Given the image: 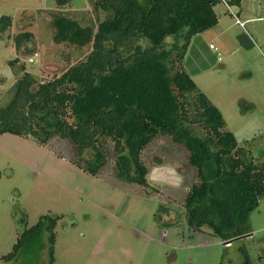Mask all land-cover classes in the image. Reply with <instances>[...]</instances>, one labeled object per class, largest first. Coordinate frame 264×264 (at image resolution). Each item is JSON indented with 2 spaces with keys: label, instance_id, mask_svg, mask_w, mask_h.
<instances>
[{
  "label": "rangeland",
  "instance_id": "374dc122",
  "mask_svg": "<svg viewBox=\"0 0 264 264\" xmlns=\"http://www.w3.org/2000/svg\"><path fill=\"white\" fill-rule=\"evenodd\" d=\"M57 6L56 0H0V15L11 17L8 27L0 23V104L10 98L16 77L8 60L21 56L25 70L43 81L79 57L52 39L45 11ZM214 8L217 24L191 38L183 66L237 142L264 162V0H240L229 8L220 2ZM61 9L92 12L88 0H68ZM21 31L32 32L22 50L34 53L17 54L12 37ZM104 150L105 164L91 175L80 167L91 152L78 158L66 139L53 136L40 143L0 135V264H49L45 235L24 244L13 258H2L24 227L44 215L60 216L51 264H241L246 258L258 263L264 199L249 213L248 235L224 245L207 227L187 223L184 199L198 179L181 144L160 135L141 151L147 186L118 179L110 139Z\"/></svg>",
  "mask_w": 264,
  "mask_h": 264
},
{
  "label": "trees",
  "instance_id": "16d2710c",
  "mask_svg": "<svg viewBox=\"0 0 264 264\" xmlns=\"http://www.w3.org/2000/svg\"><path fill=\"white\" fill-rule=\"evenodd\" d=\"M56 1V9L45 11L52 39L79 57L43 81L25 70L21 56L8 60L16 77L10 98L0 104V135L40 143L53 136L66 139L78 158L91 152L80 166L91 175L105 164L104 143L110 139L115 176L143 186L148 169L141 151L165 135L188 151L196 171L198 180L184 199L187 223L207 227L224 245L248 235L249 213L264 199V162L237 142L183 66L191 38L217 24L214 7L221 0H88L92 12L62 10L68 0ZM0 23L8 27L11 17L0 15ZM32 36L21 31L12 37L17 54L34 53L22 50ZM59 217L44 215L24 227L2 258H13L24 244L45 235L51 264ZM256 254V261L264 262V251ZM241 264L252 263L246 258Z\"/></svg>",
  "mask_w": 264,
  "mask_h": 264
},
{
  "label": "built area",
  "instance_id": "2783aa9c",
  "mask_svg": "<svg viewBox=\"0 0 264 264\" xmlns=\"http://www.w3.org/2000/svg\"><path fill=\"white\" fill-rule=\"evenodd\" d=\"M221 2H222L226 7H228V8L230 7V6L228 5V3H227L226 0H221ZM236 22H238L240 25L243 24V22L240 21L238 18H236ZM209 47L212 48V45H210Z\"/></svg>",
  "mask_w": 264,
  "mask_h": 264
},
{
  "label": "crops",
  "instance_id": "0c3cea01",
  "mask_svg": "<svg viewBox=\"0 0 264 264\" xmlns=\"http://www.w3.org/2000/svg\"><path fill=\"white\" fill-rule=\"evenodd\" d=\"M240 5V4H239ZM257 264H261L260 262H258ZM264 264V263H263Z\"/></svg>",
  "mask_w": 264,
  "mask_h": 264
}]
</instances>
